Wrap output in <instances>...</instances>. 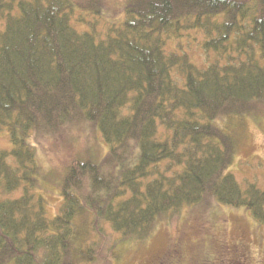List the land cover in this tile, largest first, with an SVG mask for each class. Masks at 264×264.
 Instances as JSON below:
<instances>
[{
    "label": "trees",
    "instance_id": "trees-1",
    "mask_svg": "<svg viewBox=\"0 0 264 264\" xmlns=\"http://www.w3.org/2000/svg\"><path fill=\"white\" fill-rule=\"evenodd\" d=\"M101 3L0 0V264H110L118 243L210 200L264 225V191L227 172L226 131L264 105V0H124L100 36L86 16ZM196 35L205 67L181 48ZM82 122L107 144L109 170L72 161L48 219L30 135Z\"/></svg>",
    "mask_w": 264,
    "mask_h": 264
},
{
    "label": "rangeland",
    "instance_id": "rangeland-1",
    "mask_svg": "<svg viewBox=\"0 0 264 264\" xmlns=\"http://www.w3.org/2000/svg\"><path fill=\"white\" fill-rule=\"evenodd\" d=\"M123 6L124 0H102L100 18L89 15L86 19L102 36L108 23L121 21ZM200 39L197 35L182 39L181 48L189 54L191 62L205 67L211 58L200 49ZM167 49L174 51L177 46L167 45ZM227 127L226 131L235 140L227 172L242 188L253 184L264 191V105ZM37 134L31 133L29 139L39 167L34 192L44 201L46 217L53 219L60 208V185L70 163L91 160L101 166L108 146L97 128L87 122ZM9 149L8 134L1 131L0 151ZM99 168L102 173L109 170ZM101 228L108 247L117 242L119 237L109 225ZM110 261V264H264V225L246 209L210 200L162 216L144 240L118 243Z\"/></svg>",
    "mask_w": 264,
    "mask_h": 264
}]
</instances>
